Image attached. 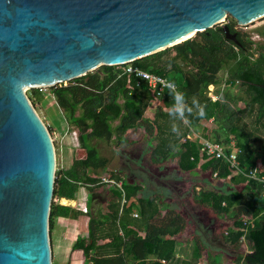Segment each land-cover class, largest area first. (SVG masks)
Listing matches in <instances>:
<instances>
[{"label":"trees","instance_id":"1","mask_svg":"<svg viewBox=\"0 0 264 264\" xmlns=\"http://www.w3.org/2000/svg\"><path fill=\"white\" fill-rule=\"evenodd\" d=\"M228 25L232 33H237L239 45L228 41L222 27L216 26L180 45L130 63L177 85L185 103L182 114L187 124L174 109L173 91L167 90L162 98H157L147 82L127 74L124 65L102 66L68 84L52 87L59 107L69 116L70 124L80 131L81 146L73 152L71 168L56 172L54 198H63L62 205H68L80 186L88 190V205L93 212L89 237H79L73 247L74 251L83 252L85 264H170L176 262L178 244L190 242L194 243L195 262L177 264H198L197 260L210 259L220 262L221 253L211 248L198 233L191 214L173 208L175 199L162 192L139 196L145 185L139 181L131 184L124 181V189H128L126 201L135 198L137 204L125 203L120 213L122 193L110 184L101 183L97 176L100 169L107 167L108 160L99 155L96 144L106 141L127 147L139 144V140L146 146L154 167H170L182 174L200 175V185L192 187L190 202L214 220L213 239L237 253L233 263L264 264L263 186L243 174L234 173L228 163L206 152L202 154V145L187 138L192 129L203 122H214L218 125L212 130L214 141L226 147L235 143L240 150L238 159L242 169L248 172L261 162L264 176V144L259 151L254 147L255 134L259 131L264 134V47L258 46L260 54L252 60L256 43L237 28L236 21ZM223 70H226V79L219 76ZM223 83L245 91L250 99L244 107L235 109L232 106L236 98L223 93L220 88ZM211 85L217 88V101L208 96ZM30 92V100L43 99L40 90ZM155 100L162 105L155 118L150 119L147 113ZM247 113L253 115L250 124L246 121ZM177 117L181 123L176 121ZM231 151L229 149L228 153ZM209 173L217 174V180L229 182L233 190L207 189L203 183ZM126 175V171L120 170L110 177L121 180ZM241 185L242 190L235 189ZM105 201L108 222L101 215ZM62 205L53 201L50 235L56 218L77 219L82 215ZM135 208L139 219L132 217ZM246 218H255L247 229L244 226ZM107 239L108 243L100 244Z\"/></svg>","mask_w":264,"mask_h":264},{"label":"water","instance_id":"2","mask_svg":"<svg viewBox=\"0 0 264 264\" xmlns=\"http://www.w3.org/2000/svg\"><path fill=\"white\" fill-rule=\"evenodd\" d=\"M264 0H0V264H53L56 151L25 92L165 51ZM228 41L237 33L222 26ZM127 64V63H126Z\"/></svg>","mask_w":264,"mask_h":264},{"label":"rangeland","instance_id":"3","mask_svg":"<svg viewBox=\"0 0 264 264\" xmlns=\"http://www.w3.org/2000/svg\"><path fill=\"white\" fill-rule=\"evenodd\" d=\"M236 21L232 17H228L226 22L230 24L231 22ZM225 23L222 24L225 25ZM237 23V28L243 32H246L252 40L256 43L253 46L252 51V60L257 59L260 54V49L258 46L264 47V17L257 19L253 23L242 25ZM221 26V27H222ZM130 63L125 64L124 68H127ZM122 67V66H121ZM220 77L227 78L226 70H223L220 74ZM74 81V80H71ZM71 81L65 82L68 84ZM221 90L223 93L230 94L231 98L235 97L236 100L232 102V106L235 109L244 107V104L250 99L245 91L237 86H229L226 83L221 85ZM31 90L26 91L27 97L31 102L33 109L37 112L40 119L46 125L52 139L54 141V147L56 151V161L58 170H64V161L68 162L71 155H73L74 150L78 149L70 141H68V136L71 133H78L80 137V131L70 124L69 116L66 115L62 109L59 107L55 96L53 95L52 88H44L40 90L42 95V100H37L36 102L30 100L29 96L31 95ZM217 91V88L216 90ZM230 100V99H229ZM162 102L155 100L149 107L147 116L150 119L155 118L156 112L161 107ZM253 115L249 113L246 114V121L250 124ZM176 121L180 122V119L177 117ZM218 125L214 122H203L198 128H193L194 132L199 136L192 135V140L197 141L199 144H202V140H211L214 141L212 134L213 128H216ZM192 132V131H191ZM193 134V132H192ZM201 137L203 139H201ZM254 147L259 151L261 146L264 144V134L259 131L254 136ZM142 140H139L137 145L124 147L119 145L116 142L108 143L106 141H99L96 144V147L99 149V155L108 160V165L106 168L100 169L97 173L98 177H109L111 173H116L120 170L127 171V178L130 183L139 181L143 183L146 187L145 191L142 193L144 196H150L155 192H162L166 197H171L175 199L173 207L181 208L188 211L191 214V217L197 226L198 233L205 239L206 243L213 248L214 250L221 253L220 262H215L214 259L210 260H197L198 264H236L233 263V258L237 253L230 247L214 241L213 232L215 227L214 220L209 219L199 207L192 205V187L200 185L198 184L199 180L197 176H190L189 174H182L178 170L170 167H154L149 160L148 150L146 146L140 143ZM155 146V143L152 147ZM151 164V165H150ZM57 170V171H58ZM93 174V173H91ZM105 174V175H104ZM207 178L203 185L208 188L217 189L222 192H230L232 187L224 180H217V177L212 176L210 173L205 175ZM202 185V186H203ZM243 185L236 187V190H242ZM200 191V188L196 189ZM259 194V191L255 189ZM57 197L54 199L55 204H59ZM191 201V202H190ZM72 203V202H70ZM72 205H76V202ZM108 204H104L103 210L108 213ZM176 251V262L170 264H177L180 261H192L195 262L193 253H194V243L190 242L187 244H178ZM53 264L55 262L53 261Z\"/></svg>","mask_w":264,"mask_h":264},{"label":"built area","instance_id":"4","mask_svg":"<svg viewBox=\"0 0 264 264\" xmlns=\"http://www.w3.org/2000/svg\"><path fill=\"white\" fill-rule=\"evenodd\" d=\"M124 71L129 75H135L137 78H140V79L146 81L149 88L153 91V93L156 95L157 98H162L167 90L173 91L175 93V98H176V100H175L176 104H175L174 109H175V111L179 112V114H181V116L183 117V120H185V122H186V119L184 118V116L182 114L183 109L185 108V103L182 100V93L176 84H174L172 81H170L169 79H167L165 77L155 75V74H150V73H148L146 71H142L139 68H136L132 65H129L127 68H124ZM214 90H216V87L211 85L209 87L208 96L213 101H217L219 99V97L216 95V91H214ZM51 139H52V136H51ZM188 139L191 140V137L188 136ZM67 140L70 141L76 147L80 148L81 145H80V139H79L78 133H76V132L73 134L71 133V135L68 136ZM52 141H53V139H52ZM201 143H202L201 145L203 147V149L201 151L202 154L204 152H206L212 158L222 160L225 163H228L230 168L233 170L234 173L243 174L244 176L248 177L250 180H255L258 183H260L264 188V176H262V174H261L263 172V164L261 162H259L258 165L254 169H252L248 172H245L242 169L240 161L238 159V155L240 153V150L238 148H236L235 143L230 144L229 147H226V146H224V145H222L216 141H211V140H202ZM53 144H54V141H53ZM229 149H232L231 153H228ZM57 170H58V168H57V164H56V172H57ZM101 183L110 184L114 188L120 190V192L123 194L122 205L123 206L125 205L126 193H125V189H124V185H123L124 182L122 180H116V179L111 178L109 176V177H103L101 180ZM77 208L80 211H82L83 214L89 213L88 196L86 193L77 202ZM261 216H264V211L261 214ZM135 217H138V215H135ZM254 221H255V218H253V219L246 218L245 223H244L245 228L247 229L248 227H251L253 225ZM243 240H244V238H243Z\"/></svg>","mask_w":264,"mask_h":264},{"label":"crops","instance_id":"5","mask_svg":"<svg viewBox=\"0 0 264 264\" xmlns=\"http://www.w3.org/2000/svg\"><path fill=\"white\" fill-rule=\"evenodd\" d=\"M183 121H184L185 124H187V122H185V120H183ZM194 131L195 130L192 129L193 134H192V132H190L189 135H188V136L191 137V141H193L192 140V135L199 136ZM201 139H203V138L201 137ZM64 162L65 163H64V170L63 171L66 172L67 170H69L71 168L72 155H71L70 160L68 162H66V161H64ZM201 163H203V162H201ZM198 176H200V175H197V177ZM100 178L102 180L103 177H100ZM121 180L123 182L124 181L128 182L127 175H126V177H123ZM198 180H199V178H198ZM123 185H124V183H123ZM144 188L146 189L145 186H144ZM85 193L88 196L87 188L83 187V186H80V189L77 192L75 198L74 199H70V200H73V202L70 203L71 201L69 200L70 206H69V203H68V205H62L61 200L63 198H58L57 197V200H58L59 205L71 207V208L75 209L76 211H79V212L82 213V211H80L77 208V202L83 197V195H85ZM142 193H140L139 196H144V195H142ZM155 193H153V194H155ZM153 194H151V195H153ZM103 195L107 197V195H105V193ZM75 202H76V205H72ZM88 202H89V196H88ZM106 203L107 202L105 201L102 204L101 215H102L103 219L106 222H108L107 213L103 210V206ZM126 203H127V205H131L132 203L137 204L135 198L130 200V201H126ZM166 205H167V203H166ZM107 208H108V205H107ZM165 208H166V206H163V209H165ZM173 208H176V207H173ZM122 212H123V205H122V208L120 210L121 214H122ZM91 213H93V212L89 208V213L88 214H83L82 213V215H80L79 218H77V219H71V218H65V217L56 218L55 224H54V228H53V231H52V235H51L52 255H53V261L55 262V264H85V258L83 256V252L82 251H74L73 247L76 244V242H77L79 237H84V238L89 237V231H90V227L89 226H90V217H91L90 215H91ZM138 213H139L138 210L135 208V211L133 212L132 217L134 219H139L140 217H139ZM135 215H138V217H135ZM140 233L142 235H144V232H140ZM121 234H123L122 231H121ZM108 242H109L108 239L107 240H102V241H100V244H105V243H108ZM180 244L182 245V244H187V243H180ZM178 248H179V246H178Z\"/></svg>","mask_w":264,"mask_h":264},{"label":"bare ground","instance_id":"6","mask_svg":"<svg viewBox=\"0 0 264 264\" xmlns=\"http://www.w3.org/2000/svg\"><path fill=\"white\" fill-rule=\"evenodd\" d=\"M262 17H264V12L263 13H260L258 15H255L249 19H246L244 20L242 23L243 25H247V24H250V23H253L254 21H257V19H261ZM130 62V61H129ZM129 62H126V63H129ZM126 63H123V64H126ZM109 65H121V64H109ZM27 94V92H25ZM25 94V97L28 99L27 95ZM29 101V99H28ZM30 103V101H29ZM37 113V112H36ZM38 115V114H37ZM106 128V127H105ZM114 134V133H113ZM54 145V144H53ZM151 165V164H150ZM105 175V174H104ZM100 181V180H99ZM131 184V183H130ZM97 186V185H96ZM104 186V184H103ZM113 189V188H112ZM130 189V188H129ZM110 190V189H109ZM128 190V189H127ZM125 190V191H127ZM139 190V189H138ZM131 192V189L129 190ZM112 192V191H111ZM113 192H116V191H113ZM118 193V192H117ZM116 194V193H115ZM120 195V194H119ZM120 197V196H119ZM140 201V200H139ZM107 207V206H106ZM139 227V226H138ZM141 227V226H140Z\"/></svg>","mask_w":264,"mask_h":264}]
</instances>
